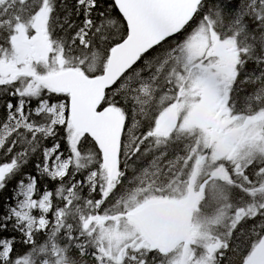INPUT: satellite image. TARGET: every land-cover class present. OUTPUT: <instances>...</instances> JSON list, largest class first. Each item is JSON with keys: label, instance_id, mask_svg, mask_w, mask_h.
<instances>
[{"label": "snow or ice", "instance_id": "snow-or-ice-1", "mask_svg": "<svg viewBox=\"0 0 264 264\" xmlns=\"http://www.w3.org/2000/svg\"><path fill=\"white\" fill-rule=\"evenodd\" d=\"M0 264H264V0H0Z\"/></svg>", "mask_w": 264, "mask_h": 264}]
</instances>
